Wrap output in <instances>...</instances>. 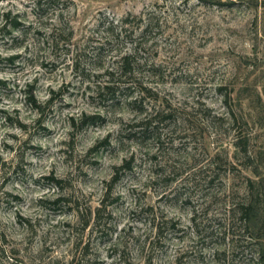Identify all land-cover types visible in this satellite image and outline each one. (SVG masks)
<instances>
[{"label":"rangeland","instance_id":"rangeland-1","mask_svg":"<svg viewBox=\"0 0 264 264\" xmlns=\"http://www.w3.org/2000/svg\"><path fill=\"white\" fill-rule=\"evenodd\" d=\"M35 1L0 0V264H264V0Z\"/></svg>","mask_w":264,"mask_h":264},{"label":"trees","instance_id":"trees-1","mask_svg":"<svg viewBox=\"0 0 264 264\" xmlns=\"http://www.w3.org/2000/svg\"><path fill=\"white\" fill-rule=\"evenodd\" d=\"M60 0H36L34 2V13L36 15L41 16L42 14H46L47 11L53 10L56 4L59 3ZM126 21H123L120 33H126V29L124 26L126 25ZM147 26V25H146ZM12 28H17V24L12 25ZM142 29H146L143 27ZM130 56L129 54H124L119 57L117 61H115V66L108 71L107 74V82L104 85H100L98 87V94L105 95V94H114L119 89H128L131 86V76H132V69L130 63ZM77 62L74 59V63ZM33 104H36L34 99ZM36 106V105H35ZM92 119V118H91ZM88 124V123H87ZM147 125V123L144 122ZM144 131V130H140ZM245 152V151H243ZM127 166V165H126ZM117 180V177L113 178V181ZM255 183L254 181L248 180L247 181V197L241 203L235 204L233 207V211L235 210L238 213L239 220L243 222H248L256 214V204L259 197L264 196V192H257L254 194L252 189H254Z\"/></svg>","mask_w":264,"mask_h":264}]
</instances>
